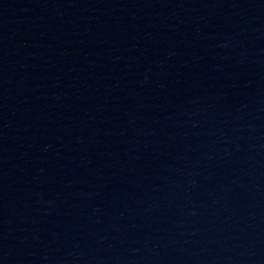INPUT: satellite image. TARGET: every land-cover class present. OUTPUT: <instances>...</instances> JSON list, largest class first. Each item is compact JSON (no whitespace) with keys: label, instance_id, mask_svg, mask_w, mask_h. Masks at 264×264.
<instances>
[{"label":"water","instance_id":"water-1","mask_svg":"<svg viewBox=\"0 0 264 264\" xmlns=\"http://www.w3.org/2000/svg\"><path fill=\"white\" fill-rule=\"evenodd\" d=\"M0 264H264V0H0Z\"/></svg>","mask_w":264,"mask_h":264}]
</instances>
